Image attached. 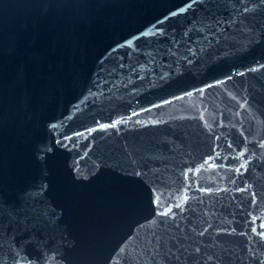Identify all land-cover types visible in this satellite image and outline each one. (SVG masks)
Instances as JSON below:
<instances>
[{"label": "water", "instance_id": "95a60500", "mask_svg": "<svg viewBox=\"0 0 264 264\" xmlns=\"http://www.w3.org/2000/svg\"><path fill=\"white\" fill-rule=\"evenodd\" d=\"M0 264H264V0H0Z\"/></svg>", "mask_w": 264, "mask_h": 264}, {"label": "snow or ice", "instance_id": "6c2138e0", "mask_svg": "<svg viewBox=\"0 0 264 264\" xmlns=\"http://www.w3.org/2000/svg\"><path fill=\"white\" fill-rule=\"evenodd\" d=\"M101 127H104V125H101Z\"/></svg>", "mask_w": 264, "mask_h": 264}]
</instances>
